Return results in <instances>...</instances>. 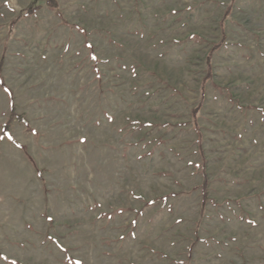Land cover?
Returning a JSON list of instances; mask_svg holds the SVG:
<instances>
[{
	"label": "rangeland",
	"instance_id": "rangeland-1",
	"mask_svg": "<svg viewBox=\"0 0 264 264\" xmlns=\"http://www.w3.org/2000/svg\"><path fill=\"white\" fill-rule=\"evenodd\" d=\"M0 70V264H264V0H0Z\"/></svg>",
	"mask_w": 264,
	"mask_h": 264
},
{
	"label": "trees",
	"instance_id": "trees-1",
	"mask_svg": "<svg viewBox=\"0 0 264 264\" xmlns=\"http://www.w3.org/2000/svg\"><path fill=\"white\" fill-rule=\"evenodd\" d=\"M49 4V3H48ZM32 10L34 9H30L29 12H32ZM207 76H209V73H207ZM0 82H3V76L1 74V70H0ZM17 117L19 120L21 121H25V118L23 117V115L21 114H18L16 111H15V106L12 105V109H11V118L12 117ZM10 118V119H11ZM9 127H10V121L6 122L3 127H2V133L1 135L3 136H7L9 137V135L11 136L10 132H9ZM11 139H13V137L11 136ZM207 186H208V179H207V176L205 175V179H204V182H203V191H204V200H208V190H207Z\"/></svg>",
	"mask_w": 264,
	"mask_h": 264
},
{
	"label": "snow or ice",
	"instance_id": "snow-or-ice-1",
	"mask_svg": "<svg viewBox=\"0 0 264 264\" xmlns=\"http://www.w3.org/2000/svg\"><path fill=\"white\" fill-rule=\"evenodd\" d=\"M89 47H91V45H89ZM93 59H96V57L95 56H93L92 57ZM8 138H11V136L9 135V137ZM133 223H135V221H133ZM4 260H7L8 259V257L7 256H3L2 257ZM12 264H16V262L15 261H13L12 262ZM77 264H81V262L80 261H77Z\"/></svg>",
	"mask_w": 264,
	"mask_h": 264
}]
</instances>
